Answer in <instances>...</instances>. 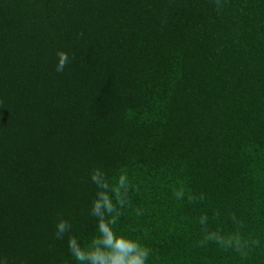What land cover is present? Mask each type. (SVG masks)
<instances>
[{
	"label": "trees",
	"instance_id": "obj_1",
	"mask_svg": "<svg viewBox=\"0 0 264 264\" xmlns=\"http://www.w3.org/2000/svg\"><path fill=\"white\" fill-rule=\"evenodd\" d=\"M95 167L149 264H264V0H0V260L76 264Z\"/></svg>",
	"mask_w": 264,
	"mask_h": 264
},
{
	"label": "clouds",
	"instance_id": "obj_2",
	"mask_svg": "<svg viewBox=\"0 0 264 264\" xmlns=\"http://www.w3.org/2000/svg\"><path fill=\"white\" fill-rule=\"evenodd\" d=\"M56 56L55 70L62 73L69 63V56L64 51H58ZM90 179L96 189L90 207V215L96 219V235L87 244H83L78 236L70 234V222L61 217L56 224V238L62 239L65 234H69L68 250L76 264H149L151 249L116 228L121 210L129 205L130 182L127 174L119 173L109 177L102 167H95L90 173ZM176 195L180 199L184 194L180 191ZM199 198L203 199V196ZM136 214L142 215V210L136 209ZM207 222L206 215L199 218L201 226H206ZM208 241L231 248L242 258L247 257L249 249L258 244V241L244 239L239 234L225 237L219 232L207 233L200 243ZM0 264L5 262L0 260Z\"/></svg>",
	"mask_w": 264,
	"mask_h": 264
}]
</instances>
